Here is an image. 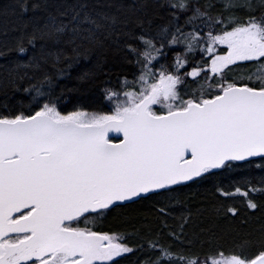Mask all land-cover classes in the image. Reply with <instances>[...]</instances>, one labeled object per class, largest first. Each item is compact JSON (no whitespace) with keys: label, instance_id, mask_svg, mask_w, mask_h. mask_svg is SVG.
<instances>
[{"label":"trees","instance_id":"16d2710c","mask_svg":"<svg viewBox=\"0 0 264 264\" xmlns=\"http://www.w3.org/2000/svg\"><path fill=\"white\" fill-rule=\"evenodd\" d=\"M243 29L264 39V0H0V120L47 109L110 116L114 97L162 75L178 79L177 109L232 85L264 89V43L228 51ZM74 224L129 248L96 264H248L264 254V157Z\"/></svg>","mask_w":264,"mask_h":264},{"label":"water","instance_id":"95a60500","mask_svg":"<svg viewBox=\"0 0 264 264\" xmlns=\"http://www.w3.org/2000/svg\"><path fill=\"white\" fill-rule=\"evenodd\" d=\"M158 91L119 118L98 123L58 120L49 112L0 120V241L31 233L19 244H0V264L24 262L8 257L26 246H39V252L25 260L82 249L105 237L64 224L191 182L228 162L264 157V89L232 86L200 104L156 115L150 107ZM249 264H264V254Z\"/></svg>","mask_w":264,"mask_h":264},{"label":"rangeland","instance_id":"374dc122","mask_svg":"<svg viewBox=\"0 0 264 264\" xmlns=\"http://www.w3.org/2000/svg\"><path fill=\"white\" fill-rule=\"evenodd\" d=\"M255 34H256V31L254 29H243L242 31L233 34L234 36L232 40L229 43H227L228 49H229L228 51L230 52L231 50H235L236 46L242 49V47H240L239 45L245 46L247 44L251 46L252 48H256V52H258V49L260 47L258 46L257 43H255V41L258 40L259 33L256 36ZM237 54L232 57L238 59V57L247 55V53L243 52V50L240 56ZM214 58H218V55L215 54ZM220 58L224 59V55H221ZM217 61L218 63L220 62L219 59ZM216 69H217L216 65L214 64V62H212V64L210 65V70H213L211 73L212 75L215 74ZM188 75H190V71H188ZM177 80L178 79L173 75H162L155 84L149 85L148 87L141 89L139 91L138 90H135L132 92L129 91L123 95H118L114 97L113 103H112L113 114L110 116L98 115L95 113H85V112L74 113V114L63 116L57 111H55L54 109H47L46 111H42V113L49 112L52 114V116L55 119H58V120L59 119L60 120L71 119V120L77 121L78 123H82V124L98 123V122H102L109 118H119L123 111L134 109L137 106V104L145 96H148L153 89H157L159 91L157 92L156 101L154 105L152 106V108L150 107V111L152 113H155L154 111L155 107H161V108H164L166 111H171L175 108L174 106L175 101H176L175 89H176ZM207 80H210V78L208 77L206 81ZM87 234H92L95 236L96 233L90 232ZM97 234H100V237L101 236L105 237V239L94 237V236H93L94 238H92L93 242L95 243L96 249L102 246H104L105 248V254H104L105 256L104 258H100V260L111 258L116 255H118L119 257L120 255L127 253V251L129 250V248L121 244L115 236H110L108 234H103V233H97ZM83 254L85 253H82V255H79V256L77 255L78 259H76L73 262V264H86L87 261L84 263L85 258Z\"/></svg>","mask_w":264,"mask_h":264},{"label":"flooded vegetation","instance_id":"af4514ba","mask_svg":"<svg viewBox=\"0 0 264 264\" xmlns=\"http://www.w3.org/2000/svg\"><path fill=\"white\" fill-rule=\"evenodd\" d=\"M256 43V42H255ZM264 43V39L258 37V46L260 47ZM209 80H205V82H208ZM31 212V209L26 210L22 213H18L15 215L12 220L16 221L22 217L27 216ZM83 218V217H82ZM76 219L75 221H72L70 223H66L63 225V227L66 230H74V231H89L87 228L79 227L74 222L79 221L80 219ZM31 236V233H19V234H9L5 238H3L0 241V244L2 245V248H5L6 246L18 244L23 242L24 240H27ZM84 243H82L83 245ZM39 252V246H26L23 250H20L17 253H14L13 255H10L8 257L9 261L12 263H17L20 260L24 259V262L20 264H73V262L78 259L79 255L83 254L85 260L84 263L90 259H93V264L95 262H99L100 258H104L105 254V248L104 246L99 247L98 249L95 248V243L93 241H90L89 243H86V247H83L80 249L79 247L72 248L71 250H60L55 253H51L49 255H44L41 258H32L30 260H25V258L36 254ZM2 255V252H0V256ZM78 255V256H77ZM90 263V264H92Z\"/></svg>","mask_w":264,"mask_h":264}]
</instances>
